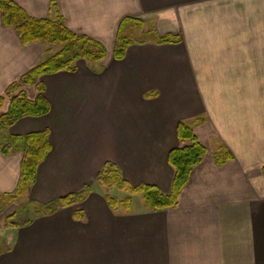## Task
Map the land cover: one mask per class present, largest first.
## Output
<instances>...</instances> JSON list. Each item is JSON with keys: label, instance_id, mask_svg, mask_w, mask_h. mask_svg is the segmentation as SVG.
<instances>
[{"label": "crops", "instance_id": "1", "mask_svg": "<svg viewBox=\"0 0 264 264\" xmlns=\"http://www.w3.org/2000/svg\"><path fill=\"white\" fill-rule=\"evenodd\" d=\"M13 1L35 18L54 17V1L69 30L106 51L99 64L79 60L74 72L41 76L49 112L7 129L14 136L48 131L51 149L29 200L47 204L94 185L106 161L131 185L167 194L168 153L182 146L177 124L197 116L204 122L194 132L207 153L175 207L114 213L95 189L80 204L0 229V264H264V0ZM126 17L143 32L181 41L133 42L115 60ZM43 58V46H24L0 26V95ZM26 94L34 99V87ZM221 145L232 159L217 166L213 153ZM21 157L20 151L0 153V195L16 188ZM9 206L2 207L0 224L21 209ZM2 235L11 236L8 251Z\"/></svg>", "mask_w": 264, "mask_h": 264}, {"label": "trees", "instance_id": "2", "mask_svg": "<svg viewBox=\"0 0 264 264\" xmlns=\"http://www.w3.org/2000/svg\"><path fill=\"white\" fill-rule=\"evenodd\" d=\"M50 10L54 17L35 18L13 0H0V26L11 28L20 43L24 46L39 44L44 48V58L29 70L24 72L18 80L10 83L0 95V110L8 103L5 112L0 113V153L4 156L14 151L21 152L20 173L16 188L0 195L1 207L11 204L19 205V212H12L3 219V228H19L32 223L38 216H46L58 209L82 203L88 195L97 189L105 199L108 207L114 213H127L132 210L133 198L139 196L147 211H161L173 208L178 203L181 190L188 183L190 175L199 165L207 153L205 145L194 132V125L204 122L203 117L178 122L176 135L182 146L173 148L168 153V163L173 168V178L170 191L162 193L156 186L149 184L131 185L122 176L119 167L112 161H106L98 171L95 184H85L79 190L55 199L47 204H41L28 199L27 195L36 180L38 165L45 159L51 149L48 131L32 132L26 135H8L7 129L18 119L27 116H43L49 112L50 105L44 95L45 86L41 76L60 71L74 72L77 61L83 60L87 64H99L106 55L104 46L85 35H79L69 30L54 1L50 2ZM137 28L143 32V25L131 18H123L118 26L113 48V58L121 60L133 42L145 43L149 40L157 44L179 43L178 35L159 36L153 29L143 32L147 37L133 40L129 31ZM128 31V33H126ZM55 45L59 48L56 50ZM27 87H34L36 96L29 99ZM155 96V93L148 94ZM217 166L232 159V154L221 145L213 153ZM264 172V167L262 168ZM119 193V194H117ZM73 217L83 218L81 211H76ZM11 236L2 240V251L11 249Z\"/></svg>", "mask_w": 264, "mask_h": 264}, {"label": "rangeland", "instance_id": "3", "mask_svg": "<svg viewBox=\"0 0 264 264\" xmlns=\"http://www.w3.org/2000/svg\"><path fill=\"white\" fill-rule=\"evenodd\" d=\"M133 30L134 31H129V33H128V31H126V33H128L129 34V36H130V38L131 39H133V40H137V39H144L145 37H147L145 34H143V32L142 31H140L139 29H137L136 27L135 28H133ZM55 48H56V50H54V52H56L57 51V48H59L57 45H55ZM117 194H119V193H117ZM0 205H1V203H0ZM141 206H143V202H142V199L139 197V196H135L134 197V204H132V207H134V208H139V207H141ZM10 206H5V207H3V208H5V209H7L6 211H9V209L11 208H9ZM2 207H1V209H0V211H2V209H3ZM12 210V209H11ZM10 210V211H11ZM3 214V213H2ZM5 218V217H4ZM0 229L1 230H3L4 228H3V220H2V222H1V224H0ZM1 239L2 240H5L6 239V237H5V235L3 236H1Z\"/></svg>", "mask_w": 264, "mask_h": 264}]
</instances>
